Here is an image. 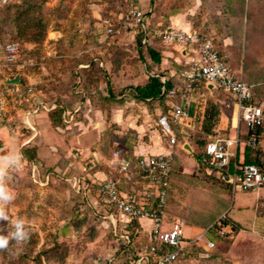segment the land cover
I'll use <instances>...</instances> for the list:
<instances>
[{"label": "rangeland", "instance_id": "rangeland-1", "mask_svg": "<svg viewBox=\"0 0 264 264\" xmlns=\"http://www.w3.org/2000/svg\"><path fill=\"white\" fill-rule=\"evenodd\" d=\"M241 1L247 13L244 16L240 14ZM133 4L135 0H0V42L17 41L18 63L25 65L22 69L3 66L0 54V79L18 75L23 84L32 85L45 101L60 104L74 115L77 126L71 127L81 128L77 134L88 127L94 130L93 125L97 130L106 123L103 131L108 143L103 151L106 157L117 150V141L129 146L135 139L131 130L117 134V120H113L112 111L117 113L118 106L129 103L133 99L132 89L157 71L147 49L176 54L182 59V64L176 66L177 72L185 69L180 47L158 39L139 45V34L122 27V17ZM148 6L152 9V25L171 27V18L177 17L175 23L188 24L189 31L207 35L219 49L226 50L232 68L240 75H243L247 29L251 40L246 49L255 60L253 69L260 71L264 67V0H148ZM225 19L243 26L239 45L232 42L233 30ZM105 20L110 21L112 33L106 32ZM227 35L229 44L223 41ZM234 47L239 49L238 53L233 52ZM255 71L251 79L259 78ZM107 81L113 94L102 96V90L106 93L108 90L106 85L102 88L101 82ZM84 91L91 95L90 104L85 105ZM220 92L237 123L231 134L239 130L245 147L246 124L240 121L231 97L221 89ZM257 97L264 100V96ZM91 105L94 108L100 105L102 115L89 109ZM130 112L131 107L127 106L123 114L128 116ZM22 115V108L9 99L6 113L0 116V188L6 192V196L0 195V236L9 237L8 244L0 247V264H106L116 254L121 257V252L135 256L147 248L145 232L141 230L131 245L126 244L114 237L109 222L101 214L90 206H82L72 192L70 178L85 177V172L74 168L83 162L75 156L79 140L66 134L67 124L62 128L52 124L49 131L57 150L45 151L39 159L43 164L38 166L39 180L33 181L34 164L16 158L18 147L29 135L37 145L44 147L45 143L39 134L25 132ZM35 117L44 119L43 113ZM157 128L160 130L158 125ZM173 132L174 143L163 134L170 145L176 146L171 151L174 178L168 217L178 215L184 219L186 239L193 236L195 226L205 228L225 218L229 221L226 236L216 239L212 234L205 235L204 239L214 242L213 248H207L205 240L197 241L176 264H264V187L233 193L211 169L197 164L194 157L197 148L191 155L178 142L174 128ZM91 138L84 136L80 141L88 143ZM196 141L203 143L204 139L197 137ZM260 141L264 151V136ZM122 155L128 154L122 151ZM93 167V171L103 170L121 179L117 169L104 162L94 163ZM45 174H50L48 180ZM122 186L129 189L125 183ZM18 227L27 232L24 239L15 238Z\"/></svg>", "mask_w": 264, "mask_h": 264}, {"label": "built area", "instance_id": "built-area-1", "mask_svg": "<svg viewBox=\"0 0 264 264\" xmlns=\"http://www.w3.org/2000/svg\"><path fill=\"white\" fill-rule=\"evenodd\" d=\"M151 15V8L143 9L135 0V4L122 17V27L141 34V45L158 39L165 44L180 47L185 53L183 55L185 69L180 73L184 81L181 96L187 99L191 92L207 85L226 92L237 107L240 121L247 126L249 134L245 146L255 148L258 130L264 122V100L255 101L250 87L242 80L240 73L231 68L228 53L226 51L220 53L211 39L195 31L152 26ZM104 26L107 33H112L110 21L105 20ZM0 54L3 66L24 68V64L18 63L20 45L17 41L0 42ZM5 80L0 79V116L6 113L7 103L12 99L23 110L22 127L35 134L36 129L31 119L41 112L49 113L55 110L57 104L54 101H45L32 85L20 83V79L18 84H6ZM162 92H165L163 87ZM178 92L172 89L168 94L175 95ZM63 117L65 124L74 121L71 112H64ZM188 118L189 115L183 105L173 104L168 114L158 118L157 125L162 134L174 143L176 139L173 124ZM240 143L239 130L233 138L214 135L205 146V164L217 175L221 183L229 185L233 193L263 188L262 167L239 160L237 150ZM75 156H80V153L76 152ZM107 164L117 169L123 177V183L129 185V189L124 188L120 180L111 176L102 180L74 176L69 180L71 186L76 191L85 190L90 207L109 222L113 235L123 239L126 244H132L128 237V229L132 223L139 224L141 220H147L150 228L149 245L141 253L133 256L121 252L119 254L121 257L118 258L116 254L106 264H176L179 257L185 255L197 241L205 240L206 247L213 248L214 242L204 239L210 231L214 230L215 234L221 237L227 235L229 226L217 222L186 239L184 219L176 216L172 221L167 220V198L173 173L171 153L129 157L122 156L115 150ZM31 176L33 181L39 180V169L35 164L32 166ZM44 178L48 180L49 174H45ZM216 225L218 227L214 228ZM136 232L139 234L140 231Z\"/></svg>", "mask_w": 264, "mask_h": 264}, {"label": "crops", "instance_id": "crops-1", "mask_svg": "<svg viewBox=\"0 0 264 264\" xmlns=\"http://www.w3.org/2000/svg\"><path fill=\"white\" fill-rule=\"evenodd\" d=\"M137 4L142 7L143 9L148 8V0H136ZM177 17H172L170 24L171 27L178 28L179 30L189 31L190 26L188 24H179L175 23ZM225 44H229L230 40L226 36V39L223 40ZM181 56L185 54L182 49ZM161 59V64L157 66V71H152L149 76L157 75L160 77L162 82L168 81L171 85L170 90L174 89L179 91L175 95L167 94L162 100H137L133 94V99L127 103L124 107L118 106L117 113L115 110L112 111L113 120H117V134L123 135L126 131L131 130L134 134L133 140H129L131 145H125L123 142L117 141V150L121 153L125 151L127 156H138V155H156V154H167L174 151L176 148L175 145H170L169 141L160 130L157 128V121L155 120L156 117H160L161 115L168 114L171 106L173 104H181L186 109L189 118L185 119L178 124H176V135L178 134L179 140L178 142L184 146L187 144L191 147L193 153L196 151L197 148V137H204L205 130L208 129L211 132V135H215L216 137L221 138H233L236 135V132L231 134V129L237 126V123L234 120V114L229 110V105L222 97L220 89L213 87L212 85H207L206 87H202L199 90H195L191 92L188 98H183L181 96V89L183 87L184 81L181 78L180 72H177L176 66L177 64H182L181 57L177 56L174 53H169L163 51ZM148 76V77H149ZM147 77V78H148ZM106 85L101 82L102 88ZM107 86V85H106ZM111 88V87H110ZM135 88V87H134ZM134 88L132 91L134 92ZM169 90V91H170ZM94 92L93 90L91 91ZM112 93V88H111ZM163 93V92H162ZM86 96L85 105L90 104L91 95L88 92L84 91ZM102 96H109V93L102 90ZM113 94V93H112ZM162 97V95H161ZM97 98H100L99 94H97ZM103 98V97H102ZM120 98V97H119ZM115 97L114 99H119ZM127 106L131 107V112L128 116L123 114V111L126 109ZM87 107V106H86ZM152 107V109H151ZM114 108V107H112ZM89 109H94L97 113L102 115L103 111L101 110L102 107L99 105L98 108L89 107ZM43 113L44 119H38L37 117H33L31 120L35 126L36 133L43 138L45 145L42 147L41 145H37L34 141V137H27L24 140L23 144L18 147V151L16 154L17 159H21L20 156V149L21 147H30L36 146L37 147V161L31 162V164H35L37 166H42V162L39 160L41 157L45 155V151L51 152L50 150H57L55 142L51 138L50 129L52 127V123L48 117V113ZM108 113V110H106ZM40 114V113H39ZM38 114V115H39ZM208 118V119H207ZM77 126L75 121L71 122L70 124L66 125L65 132L67 135L72 134L76 136V139L79 140L77 142L76 147L78 148L76 152L80 153V157L83 164H79V166H74L77 172H85L84 176L90 179H99L102 180L107 177L108 173L103 170H95L93 171L94 167L93 164H100L101 162L107 164V160L109 157H106L104 154V149L108 145L103 138L104 130L107 128V124L104 123L102 127H97L93 125L94 130L83 129L81 133L77 134L81 128L75 129L71 126ZM72 129H71V128ZM86 128V126L84 127ZM59 129V128H58ZM69 130V131H68ZM30 133V132H29ZM221 133H225L224 135H220ZM228 133V135H226ZM92 136L90 142L82 143L80 139L84 136ZM208 136V135H207ZM264 136V132L261 134V137ZM10 139H13L10 136ZM17 139V137H16ZM104 139V140H103ZM11 142V141H8ZM123 143V144H122ZM262 146V145H261ZM71 146H65V149L70 148ZM263 148V147H262ZM75 152V153H76ZM239 160H244V147H242V142L239 145L237 150ZM172 154V153H171ZM105 155V156H104ZM193 155V154H191ZM123 156V155H122ZM94 161V162H93ZM174 163V162H173ZM198 164V162H197ZM108 165V164H107ZM109 166V165H108ZM79 168V169H78ZM74 169V170H75ZM173 173H174V166H173ZM172 173V175H173ZM82 174V173H81ZM174 176L172 177L173 180ZM168 208V206H167ZM167 212V220L172 221L176 216L174 215L171 218L168 217ZM180 217V216H179ZM145 222V223H144ZM140 227L142 232H145L146 241L149 243L148 239V230L150 228V223L147 220L140 221ZM146 224V225H145ZM206 228V227H205ZM205 228H198L194 227V234L199 233ZM141 230L139 233H141Z\"/></svg>", "mask_w": 264, "mask_h": 264}, {"label": "trees", "instance_id": "trees-1", "mask_svg": "<svg viewBox=\"0 0 264 264\" xmlns=\"http://www.w3.org/2000/svg\"><path fill=\"white\" fill-rule=\"evenodd\" d=\"M239 5H240V14L242 16L246 15L247 13L244 11V8H245L244 2L241 1L239 3ZM246 19L249 22L251 21V19H249V17L248 18L246 17ZM225 22H227V24L230 23V28L233 30V33L231 35L232 37L230 36L232 39V42H234L235 44L237 43L239 45L240 44V38H241V31L240 30H242L243 26H241V24H240V27H239L238 24H235L233 21H228L227 19H225ZM253 23H254V21H253ZM152 26H154V25H152ZM199 34L209 38L207 35H204L202 33H199ZM227 37H228V35H227ZM244 37H245V45L247 47V44L249 45L250 40H251V36H250L249 31L247 29L245 30ZM141 39H142V35L139 34L138 38H137V42L139 45H141ZM211 40H212L217 51H219L220 53L223 51H226L224 49H219L215 45L214 40L213 39H211ZM246 47H244L245 48V57H244V61L242 63L243 75H241V78L250 87L253 98L255 99V101H260L257 96L258 95L264 96V67L260 71H258L257 69L255 71V69H253V66L255 65V60L250 55V52L246 49ZM234 49H235V51H233V52L238 53L239 49H237L235 47H234ZM234 49H231V50H234ZM147 53H148L149 58L152 61V63H154L157 66H159L161 64L162 56L156 49L148 48ZM228 61H229L230 66H231L230 57H229ZM231 68H232V66H231ZM254 71L259 74L258 79L257 78L256 79L250 78ZM20 83H23V81L21 79H20ZM106 85H107V90H108L109 96H111L112 93H111V88H110V82L107 81ZM162 87L165 90L164 93H162ZM170 88H171V85L168 83V81L162 82L159 76L154 75V76H149L143 84L136 86L134 88L133 94L135 96V99H137V100H152V101L157 100V101H160L168 94ZM161 95H162V97H161ZM56 104H57V108L55 110L50 111L48 113V117H49L51 123L55 127H61L62 128L65 125V118L63 117V113L66 112V110L60 104H58V103H56ZM173 125H174V127H173L174 131L176 132V129H175L176 124H173ZM246 128H247V126H246ZM25 130H26L25 132L27 134L30 132L27 129H25ZM204 132H205L204 134H206L204 137H202L204 139V142L203 143L197 142V150L198 151H196L194 157L196 158L199 166L207 167V165L204 162L205 146L209 141H211L213 139L214 135H211V132L208 129H206ZM263 132H264V122H263V125L258 130L257 147H255V148H250L248 146L244 147V163L259 165L262 167V169L264 171V151H263V148L261 146V141H260L261 134ZM244 134H245V137H247L249 134L248 130ZM200 147H201L202 151H199ZM20 156H21L22 160H26L28 162H36L37 161V147L34 145L30 146V147H21ZM49 176H50V174H49ZM107 176H111V175L108 173ZM173 176H174V173H173L172 177ZM111 177H113V176H111ZM121 179H120V181L122 183L124 181L122 175H121ZM86 180L88 181V179H86ZM65 181H66V179H65ZM172 181L173 180L171 179V183H172ZM171 183H170V188H171ZM225 186L229 190H231L229 185H225ZM170 188H169V192H168L167 206H168ZM71 190L77 197H79L82 206H86V207L90 206L89 201L85 195L84 189H80L79 191H76L73 187H71ZM167 212H168V208L166 209V214H167ZM219 222L221 224L226 225V226L229 225V221L226 218L219 221ZM217 227H218V225H216L214 228H217ZM137 230L138 231L141 230V227L138 224V222H134L129 226L128 237H129L131 242H133L135 240V238L138 236V233L136 232ZM209 234L214 235L216 239L221 238V236H218L215 234L214 230L210 231ZM114 237H116V236L114 235ZM184 256L185 255L179 257L178 261L181 258H183Z\"/></svg>", "mask_w": 264, "mask_h": 264}, {"label": "clouds", "instance_id": "clouds-1", "mask_svg": "<svg viewBox=\"0 0 264 264\" xmlns=\"http://www.w3.org/2000/svg\"><path fill=\"white\" fill-rule=\"evenodd\" d=\"M0 195L6 196V192H4L2 188H0ZM14 235L17 240H21L27 236V232H25L22 228L18 227ZM8 240H9L8 236H0V247L6 246L8 244Z\"/></svg>", "mask_w": 264, "mask_h": 264}, {"label": "water", "instance_id": "water-1", "mask_svg": "<svg viewBox=\"0 0 264 264\" xmlns=\"http://www.w3.org/2000/svg\"><path fill=\"white\" fill-rule=\"evenodd\" d=\"M4 83H6V84H18L19 83V76L17 75L15 77L11 78V79H6L4 81ZM183 148L188 150L191 154H193V151H192L191 147H189L187 144H185L183 146Z\"/></svg>", "mask_w": 264, "mask_h": 264}]
</instances>
